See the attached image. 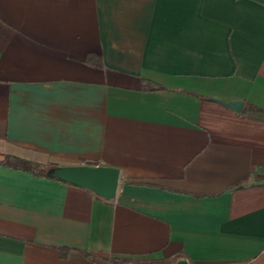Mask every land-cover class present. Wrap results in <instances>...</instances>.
Listing matches in <instances>:
<instances>
[{
  "label": "crops",
  "instance_id": "crops-1",
  "mask_svg": "<svg viewBox=\"0 0 264 264\" xmlns=\"http://www.w3.org/2000/svg\"><path fill=\"white\" fill-rule=\"evenodd\" d=\"M1 155L120 184L1 166L0 264H264V0H0Z\"/></svg>",
  "mask_w": 264,
  "mask_h": 264
},
{
  "label": "water",
  "instance_id": "water-1",
  "mask_svg": "<svg viewBox=\"0 0 264 264\" xmlns=\"http://www.w3.org/2000/svg\"><path fill=\"white\" fill-rule=\"evenodd\" d=\"M235 111H241L243 105L240 103L224 104ZM48 177L54 180L87 189L100 198L113 201L120 184V171L117 168L105 166H57L49 169ZM176 264H190L188 261L180 260Z\"/></svg>",
  "mask_w": 264,
  "mask_h": 264
},
{
  "label": "trees",
  "instance_id": "trees-1",
  "mask_svg": "<svg viewBox=\"0 0 264 264\" xmlns=\"http://www.w3.org/2000/svg\"><path fill=\"white\" fill-rule=\"evenodd\" d=\"M143 90L147 92H152V91H164L165 88L162 87L161 85L154 83V82H149V81H143ZM250 110L254 111H260L256 107H250L247 108L243 113L249 112ZM4 166L10 169L14 170H20L27 172L29 174H32L36 178H49L47 173L49 169L57 167L55 164H38L32 161H26L23 160L19 157H13L9 155H1L0 156V167ZM87 166H93L96 167L98 165L92 164V163H87ZM50 179V178H49ZM242 188L240 186L238 189ZM61 255L63 258H66L68 256V251L66 249H62L60 251ZM86 257L89 258L90 254H86ZM110 264H133V260L129 259H124V258H112L110 261Z\"/></svg>",
  "mask_w": 264,
  "mask_h": 264
},
{
  "label": "rangeland",
  "instance_id": "rangeland-1",
  "mask_svg": "<svg viewBox=\"0 0 264 264\" xmlns=\"http://www.w3.org/2000/svg\"><path fill=\"white\" fill-rule=\"evenodd\" d=\"M141 264H162V263H155L151 261H145V262H140Z\"/></svg>",
  "mask_w": 264,
  "mask_h": 264
}]
</instances>
